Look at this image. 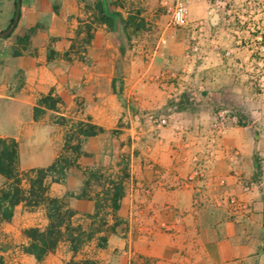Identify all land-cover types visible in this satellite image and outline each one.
Masks as SVG:
<instances>
[{
    "label": "crops",
    "instance_id": "obj_1",
    "mask_svg": "<svg viewBox=\"0 0 264 264\" xmlns=\"http://www.w3.org/2000/svg\"><path fill=\"white\" fill-rule=\"evenodd\" d=\"M97 1L22 0L16 28L0 37V138L18 143L20 172L52 165L63 151L67 127L54 122L58 112L50 110L37 120L34 109L42 95L60 96L62 114L91 119L106 131L84 140L83 152L73 157L65 180H49L47 193L67 197L77 211L73 221L88 227L97 196L106 185L91 182L85 190L87 171H114L124 194L108 222L114 224V214L122 222L116 233L108 234L106 246L99 245L104 232L78 252L63 240L38 261L23 251L29 243L24 230L46 228L47 210L21 201L11 220L0 218V264H67L85 259L98 264H264V161L254 158L255 136L248 126L234 122L217 134L201 121L164 134L157 144L149 145V159L132 154L124 163L118 158L120 138L110 130L119 124L125 107L113 81L120 76V59L130 55L124 93L137 95V46L128 48L114 34L117 31L92 23ZM133 1L144 7L141 16L146 21L158 23L166 22L174 4L173 0ZM209 2L189 0L188 19L207 21L210 15L215 26L216 13ZM15 11L16 0H0V31L11 26ZM172 23L171 15L163 33ZM88 24H92L91 37L85 41ZM135 34L132 42H137ZM79 100L85 101L84 108H79ZM122 169L128 176L121 174ZM195 171L200 174L193 176ZM9 182L0 173V190ZM21 187L27 194L30 182L24 178ZM85 191L86 196H78Z\"/></svg>",
    "mask_w": 264,
    "mask_h": 264
},
{
    "label": "rangeland",
    "instance_id": "obj_2",
    "mask_svg": "<svg viewBox=\"0 0 264 264\" xmlns=\"http://www.w3.org/2000/svg\"><path fill=\"white\" fill-rule=\"evenodd\" d=\"M173 1L172 8L179 1L190 4L189 0ZM216 1L210 0L209 4L219 14V24L213 26L210 15L207 21L189 20L190 24L202 23L203 27L196 40L200 48L196 53L191 50L192 27L172 23L163 33L172 8L166 13V22L146 21V27L137 31V42H132L136 39L134 24L128 26L127 32L114 33L128 48L137 46V95L123 93L119 101L125 112L119 124L110 130L113 137L120 138L118 158L124 163H129L132 154L149 159V145L157 144L164 134L180 132L201 121L211 125L217 134H223L234 122L248 126L255 136L254 158L264 161V0H220L219 4ZM106 2L110 11H120L126 17L128 12L145 13L144 7L140 3L135 5L133 0ZM129 58L130 55L120 59L117 73L123 82L128 77ZM78 106L84 108L85 101L79 100ZM161 116L167 118V124H159L157 118ZM124 144L127 147L123 149ZM96 172L105 183L115 179L114 171ZM120 172L124 176L127 173L125 169ZM250 185L247 183L246 188Z\"/></svg>",
    "mask_w": 264,
    "mask_h": 264
},
{
    "label": "trees",
    "instance_id": "obj_3",
    "mask_svg": "<svg viewBox=\"0 0 264 264\" xmlns=\"http://www.w3.org/2000/svg\"><path fill=\"white\" fill-rule=\"evenodd\" d=\"M109 5H113L112 2ZM16 12L17 0L15 15ZM141 14L138 11L136 14L130 13L128 17H125L120 11H110L106 0H98L95 4L92 23H103L112 31L123 30L125 32H127L130 24H134V32H136L146 27V20ZM91 30L92 24H88L86 26L88 38L85 41H89ZM127 37L128 39L132 38L130 34ZM121 52L122 54L125 53L124 47H121ZM113 88L119 98L123 99V81L115 78ZM62 102L60 96L50 92L39 98L34 109L35 119L37 120L45 117L50 110L58 112L54 122L67 127L63 151L49 167L20 172L18 168V143L15 139L0 138V173L10 181L7 187L0 190V218L11 220L15 206L21 201H25L29 207L44 205L47 210L49 224L46 228L29 227L24 230V235L29 239V243L23 246V251L34 255L38 261H43L50 252L55 251L63 240L69 241L73 251L78 252L85 242L92 239L96 234L104 232L99 236V245L106 246L108 234L116 233L117 226L122 222L116 217V214H114V224L110 225L108 222L109 214L120 208V201L124 194V186L121 181L110 179L109 182L105 183L106 187L103 194L97 196L96 211L94 214L89 215L93 218V222L88 227L73 221L77 211L69 206L67 197L48 195L49 180L51 182H63L65 180L67 170L74 164L73 157L79 156L83 152L82 144L84 140L106 131L104 127L94 123L91 119L74 121L67 115L62 114L60 109ZM125 176H128V173H125ZM24 178L30 182L27 194L21 187ZM102 180L103 176L96 171H87L85 190L91 185V182L100 183ZM78 196H86V191ZM67 264L98 263L91 259H85L83 261L72 260Z\"/></svg>",
    "mask_w": 264,
    "mask_h": 264
},
{
    "label": "built area",
    "instance_id": "obj_4",
    "mask_svg": "<svg viewBox=\"0 0 264 264\" xmlns=\"http://www.w3.org/2000/svg\"><path fill=\"white\" fill-rule=\"evenodd\" d=\"M216 3H220V0H217ZM172 21L175 25L180 27H192L194 29L192 33V41L194 42V46L191 49L193 53H196L199 51V46L197 45L196 40L202 35V23H199L197 25L190 24V21L188 19V9L184 2H177L175 6L172 8ZM152 118L154 115L151 116ZM160 125L167 124V118L164 116H161L157 118ZM200 174L199 171H195L193 176H198ZM233 202L236 203V200H233Z\"/></svg>",
    "mask_w": 264,
    "mask_h": 264
},
{
    "label": "water",
    "instance_id": "obj_5",
    "mask_svg": "<svg viewBox=\"0 0 264 264\" xmlns=\"http://www.w3.org/2000/svg\"><path fill=\"white\" fill-rule=\"evenodd\" d=\"M21 5H22V0H17V12L14 21L8 29L0 31V37L10 35L13 32V30L16 28L21 15ZM218 19H219V14H215L213 21L216 23Z\"/></svg>",
    "mask_w": 264,
    "mask_h": 264
}]
</instances>
